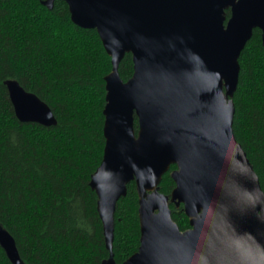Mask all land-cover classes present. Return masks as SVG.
Returning a JSON list of instances; mask_svg holds the SVG:
<instances>
[{"label": "water", "instance_id": "95a60500", "mask_svg": "<svg viewBox=\"0 0 264 264\" xmlns=\"http://www.w3.org/2000/svg\"><path fill=\"white\" fill-rule=\"evenodd\" d=\"M62 1L74 25L97 32L112 65L105 146L90 180L109 252L102 264H116L114 215L131 182L140 244L122 264H264V193L232 129L238 59L254 30L264 51V0ZM126 54L133 75L123 82L117 70ZM4 85L20 123L56 125L34 94L13 80ZM171 166L167 197L158 187ZM169 204L182 206L188 230H179ZM0 247L22 264L1 227Z\"/></svg>", "mask_w": 264, "mask_h": 264}, {"label": "trees", "instance_id": "16d2710c", "mask_svg": "<svg viewBox=\"0 0 264 264\" xmlns=\"http://www.w3.org/2000/svg\"><path fill=\"white\" fill-rule=\"evenodd\" d=\"M0 0V227L13 238L22 264H102L109 258L98 199L90 187L105 140V77L110 57L95 30L71 22L55 0ZM227 18L229 12L227 11ZM232 97V129L264 193V51L254 30L241 52ZM123 82L133 75L130 54L118 66ZM16 81L45 103L56 125L20 123L5 81ZM137 132V119H134ZM164 174L158 192L170 197ZM180 231L190 228L182 207L169 204ZM139 198L134 182L116 205L112 254L124 263L140 244ZM0 264H11L0 247Z\"/></svg>", "mask_w": 264, "mask_h": 264}, {"label": "flooded vegetation", "instance_id": "af4514ba", "mask_svg": "<svg viewBox=\"0 0 264 264\" xmlns=\"http://www.w3.org/2000/svg\"><path fill=\"white\" fill-rule=\"evenodd\" d=\"M226 15H227V13H226ZM174 206V205H173ZM175 207V206H174ZM182 207V206H181ZM178 209V208H177Z\"/></svg>", "mask_w": 264, "mask_h": 264}]
</instances>
